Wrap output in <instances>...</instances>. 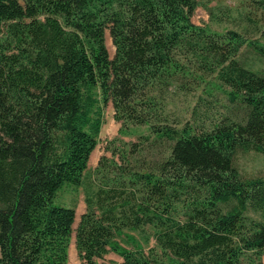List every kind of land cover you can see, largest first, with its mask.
Masks as SVG:
<instances>
[{
    "label": "trees",
    "instance_id": "obj_1",
    "mask_svg": "<svg viewBox=\"0 0 264 264\" xmlns=\"http://www.w3.org/2000/svg\"><path fill=\"white\" fill-rule=\"evenodd\" d=\"M210 1L0 0V264H66L72 235L79 264H264V174L234 162L264 155V71L240 58H264V0H242L258 40L193 22ZM196 92L234 117L178 126L171 97ZM108 103L147 132L107 142L74 227L56 197L84 183ZM146 229L158 250L121 244Z\"/></svg>",
    "mask_w": 264,
    "mask_h": 264
},
{
    "label": "rangeland",
    "instance_id": "obj_2",
    "mask_svg": "<svg viewBox=\"0 0 264 264\" xmlns=\"http://www.w3.org/2000/svg\"><path fill=\"white\" fill-rule=\"evenodd\" d=\"M209 6L219 5L222 9L214 10V18H212L206 11V9L200 5L198 6L191 17L192 21L206 25L213 30L224 31L226 29H236L244 32L245 36L249 39H259L256 28L253 26L254 19L249 20L246 15H241V12L244 13L246 10L244 7V2L242 0H222V1H210L207 3ZM224 8V9H223ZM222 10H225L224 13ZM105 42L108 48L109 55H113L114 48L112 46L108 32L105 33ZM240 58L246 61L247 65L253 69H260L264 71V58L260 57L258 54L254 53L249 47H243L241 49ZM195 95H184L178 93L176 96L173 95L171 100L168 103L167 110L170 112L171 116L175 119L178 126L182 125L184 122H189L195 125H198L202 119L206 117L205 113H209L210 119H219L224 114H231V108H226L227 102L223 95L218 94V101L223 106L214 105L213 108L203 109L201 106L194 111ZM216 99V98H215ZM233 117L234 115L231 114ZM104 121L101 126L98 142L94 150L92 151L88 167L84 177V183L78 187L73 186H64L56 197V203H61L63 205L73 206L75 209V221L73 226L77 225L80 214L84 211V195L86 188L88 187V179L91 175L92 170L97 165L100 157L105 154L110 156L109 151H105V146L108 141L116 139V146L119 143V140L131 141L135 140L138 134L146 133L147 126H134L130 125L125 129H120L119 122L115 121L113 118V108L111 103H108L107 106L103 108ZM207 118V117H206ZM206 123H209V119L205 120ZM235 166L239 172L246 177L261 176L264 174V155L258 153L254 150L248 151H239L237 152L235 159ZM89 177V178H88ZM249 215L255 219L263 220V218L255 212H249ZM149 230L146 229L145 233L134 230H124L122 236L120 237L121 244L127 247H136L142 246V248L148 252L150 247H155L154 240L148 234ZM148 239H146V237ZM132 238V239H130ZM101 264H120L122 258L114 252H107L103 258L98 259ZM264 262V255H263ZM80 260L74 245V235H72L69 246H68V255L66 264H79Z\"/></svg>",
    "mask_w": 264,
    "mask_h": 264
}]
</instances>
